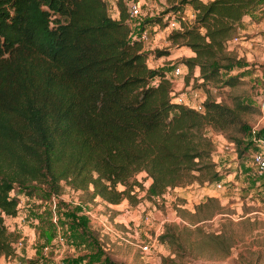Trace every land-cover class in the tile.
Returning <instances> with one entry per match:
<instances>
[{"label":"trees","instance_id":"trees-1","mask_svg":"<svg viewBox=\"0 0 264 264\" xmlns=\"http://www.w3.org/2000/svg\"><path fill=\"white\" fill-rule=\"evenodd\" d=\"M258 1L180 0L195 10L169 33L193 51L182 65L197 67L203 82H237L231 71L241 58L228 41ZM116 3L112 16L105 0H0V257L14 255L21 235L5 216L17 213L20 194L34 192L32 182L51 194L64 179L74 189L92 185V198L136 204L141 182L131 178L144 171L150 182L141 188L153 201L170 188L223 176L207 127L250 130L242 113L255 107L241 96L228 103L206 95L202 110L178 102L172 80L148 64L132 34L126 1ZM232 138L239 145L243 136ZM75 222L87 241L99 240L84 216ZM171 229L165 224L159 241L180 244Z\"/></svg>","mask_w":264,"mask_h":264},{"label":"rangeland","instance_id":"rangeland-1","mask_svg":"<svg viewBox=\"0 0 264 264\" xmlns=\"http://www.w3.org/2000/svg\"><path fill=\"white\" fill-rule=\"evenodd\" d=\"M105 1L109 13L116 16L117 0ZM140 1L141 14L129 20L132 34L137 33L140 25L148 29V39L142 42L143 50L147 52V62L150 66L166 72L172 80L176 95L183 96L186 102L191 99L190 103H197L206 95L228 103H231L233 97L241 96L243 101L255 107L244 111L242 118L250 124L260 121L263 130L264 116L260 111L258 112L255 100L257 70L263 60L256 57L253 45L245 48L242 42L264 43V0H259L253 6L249 18L238 23L235 33L238 40L230 42L228 46L232 55L241 58V62H237L236 67L231 71V75L240 76L233 85H225L223 82H203L197 67L189 71L182 65L183 59L193 55V51L188 46L180 42L174 43L170 39L171 28L167 26V22L173 15L176 18L178 15L181 18L182 15L184 18H181V22L185 24L192 21L195 10L189 3H181L180 0ZM174 5L179 11L173 9ZM164 13L166 14L162 17ZM154 17L161 18L159 23L152 22ZM155 49L168 53L158 56L155 54ZM177 65L182 67L181 74H175L173 71ZM222 74L224 77L227 76L226 72ZM195 91L197 96L193 95ZM238 128L239 126L234 124L225 130H216L212 127H207L205 130L214 143L211 160L216 163V167L223 175L216 182L196 180L187 185L170 188L161 197H156L152 201L144 197L141 188L146 187L150 180L144 171L137 172L131 178L141 182V185L135 184L133 188L136 192V200L142 202L136 216L130 214L136 201L127 199L126 202L123 199L120 201H125L123 204L115 206L114 204L117 203L107 202L100 196L92 198L90 195L92 185L89 186V190L74 189L62 179L60 192H68L72 199L76 196L82 198L87 202V206L90 205L96 210L97 215L111 223L122 238L116 234L111 238L108 233H102L92 224L93 229L87 227L88 230L92 229L90 233L102 239L98 238L95 243L93 240L87 241L80 233V224L74 223L77 213V208L74 206L69 207L70 210H63L58 218V223L63 225L65 222L69 227L68 230L67 227L60 229L61 234L65 239L69 236L68 240L73 239V243H70L73 244L74 251L78 252V257L90 252L95 257L105 255L111 260V263L105 262V264H264V178L257 177L252 167L251 155L255 145H251L247 140V134L243 135ZM242 136V142L237 145L232 137ZM231 140L234 141L235 146L232 149L225 147L224 142ZM217 182H220V186L216 185ZM32 186L35 195L49 197L48 191L42 185L32 182L30 187ZM124 187L122 183H117L118 189ZM32 203L37 206L36 202ZM48 210L45 204L44 213L37 214L39 223L35 226L39 228L40 238L44 239L41 248L46 243H54L55 246L56 227L49 220ZM32 212L35 210L32 209ZM145 216H148L150 221L148 223L152 227L147 228L148 225L143 221ZM165 224L173 227L171 231L174 230L178 234L180 244L174 242L172 245L157 238L158 241L151 251H143L136 242L137 239L145 240L146 233L154 235L157 227L161 225L157 230L159 235L164 230ZM44 232L55 236L50 241H45ZM38 255L27 259L20 257V264H36ZM48 258L43 262L54 264L52 259ZM0 264L8 263L0 262Z\"/></svg>","mask_w":264,"mask_h":264},{"label":"crops","instance_id":"crops-1","mask_svg":"<svg viewBox=\"0 0 264 264\" xmlns=\"http://www.w3.org/2000/svg\"><path fill=\"white\" fill-rule=\"evenodd\" d=\"M249 17H250V12L247 13L242 20H246ZM242 43L243 46H245V48H250V46L253 45V52L256 53V57L264 61V43L258 41H256L255 43H252L251 41L248 42L245 41ZM190 100L188 101L190 102ZM34 193L35 192L29 195L20 194V202L18 204L19 208L17 213L14 216H10V215L5 216V223L7 224L8 228L11 230H16L17 232L20 233L21 236L19 240L21 243L15 245L14 255H12L11 257L1 256L0 262H7L8 264H20L21 262V260L19 261L20 257H24V259L32 258L33 256H37L39 252L38 261L36 262V264H45L43 260H46L47 258L43 257L42 248H41L44 239L40 238V231L38 230L39 228L37 229V226H35L36 224L39 223L37 214L44 213L45 204H47L49 209L48 210L49 220L51 221L52 225L56 227V231H55L56 236L58 235V233H61L60 229L62 228L66 229L67 227V224H65V222L63 224L65 225V227H63V225L58 223V218H60V216L64 211L68 210L69 207H73V206L74 208H77L76 209L77 213L74 219L78 220L79 216H84L87 219L88 228H90L93 224L95 228H97V230L99 229L102 233L103 232L108 233L111 238H113L114 234H118L119 232L116 231L112 227V224L106 221L105 218L97 215L96 210L93 207H90V205L87 206V202L82 201L78 196L72 199L70 198L69 193L64 191L60 193H51L49 194L50 198L37 196ZM33 201L37 203V206L35 203H32ZM124 202L122 201L114 205L118 206L123 204ZM140 204L142 205L141 201L132 206V208L134 209H131L130 212L131 215L134 214L136 216ZM32 209L35 210V212H32ZM143 221L145 222V217ZM147 225H148L147 228L152 227L150 226L149 223ZM68 228L69 227H67V230ZM91 228L93 229V227ZM44 233L46 234L45 241H50L51 239H53V236H55V234L47 235L48 234L47 232ZM70 234L71 232L68 233V235ZM68 238L67 239L64 238V241L62 243H56L55 244L56 246H53L54 250L51 252V254H53V252H58L59 253L58 255L60 257L71 261L73 264H105V260L103 257L104 255H101L100 257H95L90 252L87 254L83 253L82 256L78 257L77 256L78 252L74 251L75 248L73 247V244L70 243V242L73 243V239L68 240ZM99 239L102 238L100 237ZM50 258L51 257H49L48 259ZM51 261H53V259Z\"/></svg>","mask_w":264,"mask_h":264},{"label":"built area","instance_id":"built-area-1","mask_svg":"<svg viewBox=\"0 0 264 264\" xmlns=\"http://www.w3.org/2000/svg\"><path fill=\"white\" fill-rule=\"evenodd\" d=\"M127 4V11H128V15H129V20L133 17L138 16L139 14H141L142 12V3L140 0H127L126 2ZM181 18H184L181 15ZM181 18H176L174 15L171 17V19L167 22V26L171 29H178L181 26ZM137 36L138 38L144 42L148 39L149 33H148V29L146 27H142L140 25V29L137 31ZM238 40V36L234 35L229 41H228V46L230 44V42L232 41H237ZM229 48V47H228ZM182 67L180 65H177L173 68V71L175 74H181L182 73ZM258 82L256 83V96H255V100H256V104L259 108L260 113L264 116V61L261 64V66H258ZM194 96H197V92H193ZM204 97L201 99V101H198L197 103H190V102H186L185 99L182 96H178L177 97V101L178 102H182L184 104H187L190 107L202 110L203 106H202V101H203ZM247 140L249 142H251L253 145H255V149L252 151V155H251V163H252V167L253 170L256 174L257 177H263L264 178V130H262V128L260 127V121H256L254 123L251 124L250 126V130L247 134ZM225 147H230L232 149V147L235 146V143L233 141H228V142H224ZM217 186H220V182H217L216 184ZM149 219L148 216H145V223L148 224ZM161 225H159L154 233V235L148 234L146 233L145 235V240L138 238L136 242H138L139 247L145 251V252H149L151 251L155 245H156V241L157 240V230L159 229ZM155 230V229H154ZM117 236H119L120 238L121 235L118 233L116 234ZM125 239V238H123ZM64 241V237L61 233H58V235L55 238V244L56 243H62ZM20 240H18L16 244H20ZM53 244L54 243H46L44 244L43 248H42V255L43 257H51L54 261V264H73L71 261L60 257L58 254V252H53V254H51V252L54 250L53 248ZM56 246V245H55ZM56 248V247H55Z\"/></svg>","mask_w":264,"mask_h":264}]
</instances>
